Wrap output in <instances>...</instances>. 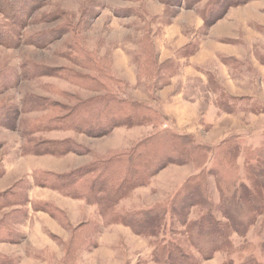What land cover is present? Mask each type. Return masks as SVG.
I'll use <instances>...</instances> for the list:
<instances>
[{
    "label": "rangeland",
    "instance_id": "1",
    "mask_svg": "<svg viewBox=\"0 0 264 264\" xmlns=\"http://www.w3.org/2000/svg\"><path fill=\"white\" fill-rule=\"evenodd\" d=\"M9 1L0 264H264V206L237 231L220 207L226 180L264 197V0Z\"/></svg>",
    "mask_w": 264,
    "mask_h": 264
},
{
    "label": "trees",
    "instance_id": "2",
    "mask_svg": "<svg viewBox=\"0 0 264 264\" xmlns=\"http://www.w3.org/2000/svg\"><path fill=\"white\" fill-rule=\"evenodd\" d=\"M11 3L12 2L9 0L0 1V5L5 7L10 6ZM203 180L204 178L201 172L184 183L181 188V195L176 204L178 205L176 210L178 213L182 211L188 202L189 204L194 205L202 201L203 193L206 192L201 186ZM225 182H227V184H225V188L222 189L223 199L220 207L223 212L227 214L226 217L231 219V222L228 223L229 226L227 225V227H231L237 231L241 229V225H243V227L245 226V223L243 222L244 219L246 221L250 218V221H252L251 218H253L254 213H259L261 207L264 206V197L261 198V196L253 193V190L249 189V186H246L243 183L238 184L234 180H226ZM242 200L245 202H242ZM246 203L249 205L246 206ZM194 226L195 229L192 231V234H195V244L203 247H200L199 252L205 255V257H210L214 251L227 244L228 234L224 230L226 225L222 226L221 223L213 222L209 217H202L198 222L194 223ZM171 258H177L184 264H187L189 261L187 260L186 255H183L182 250H179L176 245L172 244L168 245L167 264H171Z\"/></svg>",
    "mask_w": 264,
    "mask_h": 264
},
{
    "label": "crops",
    "instance_id": "3",
    "mask_svg": "<svg viewBox=\"0 0 264 264\" xmlns=\"http://www.w3.org/2000/svg\"><path fill=\"white\" fill-rule=\"evenodd\" d=\"M49 200H50V201H53V200H52V197L49 198ZM48 224H49L48 226H51V225H52V223H48ZM29 225H31L30 227H33V226H34V224H32V223H30ZM22 232H23V231H22ZM34 250H36V249H34ZM36 251H37V253H38V250H36ZM36 251H33V250H32L30 253H31V254H35ZM30 253H29V254H30Z\"/></svg>",
    "mask_w": 264,
    "mask_h": 264
}]
</instances>
